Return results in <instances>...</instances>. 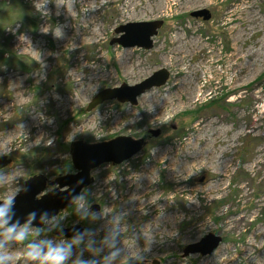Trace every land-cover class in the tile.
Returning a JSON list of instances; mask_svg holds the SVG:
<instances>
[{"label":"rangeland","instance_id":"rangeland-1","mask_svg":"<svg viewBox=\"0 0 264 264\" xmlns=\"http://www.w3.org/2000/svg\"><path fill=\"white\" fill-rule=\"evenodd\" d=\"M35 3L0 0V156L11 159L0 170V200L31 176H61L73 142L145 139L129 160L91 171L96 220L74 204L41 238L66 240L57 233L77 225L99 239L123 211L116 264H245L248 242L263 252L264 0H48L47 15ZM198 10L210 20L190 16ZM151 21H163L152 49L111 43L118 27ZM160 69L166 84L136 106L107 100L87 110L101 91ZM208 234L221 238L211 254L183 256ZM28 242L9 243L11 264H30Z\"/></svg>","mask_w":264,"mask_h":264},{"label":"water","instance_id":"water-1","mask_svg":"<svg viewBox=\"0 0 264 264\" xmlns=\"http://www.w3.org/2000/svg\"><path fill=\"white\" fill-rule=\"evenodd\" d=\"M190 16L203 21H208L211 18L207 10L192 12ZM162 24L163 21H151L122 25L115 29V34L122 33V35L111 43L119 44L123 48L150 50L153 47V38L157 35ZM168 78L169 72L165 69H160L133 86L122 84L117 88L105 89L94 97L87 110H91L107 100H116L121 104L136 106L140 96L154 88L164 86ZM149 133L153 138H157L160 135L159 130H151ZM144 146L145 142L143 139H132L125 136H117L109 141L96 144H87L82 141L71 143L70 158L75 173L61 175L51 182H48L47 178L42 175H34L28 178L24 183V190L15 196L13 208L15 215L13 219H19L23 223L28 214L35 211L37 216L33 221V225L42 227L44 223L40 221V216L43 212L47 211L52 219L60 210L75 204L72 197L93 182L90 175L91 171L104 164L119 165L138 154ZM10 163L11 159L7 156H0V170L7 167ZM81 179H83V183L78 184L77 181ZM54 185L58 186L59 191L42 195L46 188ZM38 196L40 197L37 199ZM98 209V206L92 207L93 211ZM78 231L82 232L83 230L79 226L74 225L63 229L57 235L70 239ZM220 243V237L208 234L200 242L185 247L183 256L194 254L205 256L211 254ZM152 264H158V262L153 261Z\"/></svg>","mask_w":264,"mask_h":264},{"label":"clouds","instance_id":"clouds-1","mask_svg":"<svg viewBox=\"0 0 264 264\" xmlns=\"http://www.w3.org/2000/svg\"><path fill=\"white\" fill-rule=\"evenodd\" d=\"M47 3L48 0H36L35 7L42 15L48 14ZM55 35L57 37L62 35L59 28L55 29ZM10 151L11 148L8 149V152ZM77 183L82 184L83 179ZM22 190H24L23 186H19L17 193ZM89 191L90 189L85 188L74 195L72 200L77 205V211L82 218L96 220L99 214L89 208L87 200ZM14 203V195L0 200V264H11L12 257L5 252V249L13 241H29L23 255L30 264H69L70 260L71 264H116L124 251L120 246L119 231V224L125 215L123 211L113 216L115 226L107 228L99 239L96 232L84 230L76 232L70 239L56 242L41 238L45 229L33 225L37 216L35 211L30 212L23 223L19 219L14 220ZM40 221L44 224L52 222L47 211L41 214ZM77 249H79L78 253ZM85 252L89 254L87 257ZM134 259L142 262L144 257L137 252Z\"/></svg>","mask_w":264,"mask_h":264},{"label":"bare ground","instance_id":"bare-ground-1","mask_svg":"<svg viewBox=\"0 0 264 264\" xmlns=\"http://www.w3.org/2000/svg\"><path fill=\"white\" fill-rule=\"evenodd\" d=\"M256 112L260 113V115H264V107L257 108ZM209 125H211V124H209ZM189 160H191V158ZM167 170L172 171V172L176 171V170H174V167H169V168H167ZM162 211H164V210H162ZM243 220H244V218L240 217L237 222H243ZM261 244L262 243L260 242L257 245L252 246V244H250V242H248L247 247L245 248L244 252L242 253V255L244 254V262H245V264H253V263H255V264H264V251L261 252V253H258V250L261 249V247H260ZM256 256H258L260 258L259 262H257V261L255 262ZM226 259L223 262L227 261ZM226 264H234V263L231 260V261H228Z\"/></svg>","mask_w":264,"mask_h":264},{"label":"trees","instance_id":"trees-1","mask_svg":"<svg viewBox=\"0 0 264 264\" xmlns=\"http://www.w3.org/2000/svg\"><path fill=\"white\" fill-rule=\"evenodd\" d=\"M69 169H70V171H69ZM72 171H73V167H72L71 161L66 160L64 162L63 167L61 169H59L58 171H56V173H58V175H65V172L68 173V172H72Z\"/></svg>","mask_w":264,"mask_h":264},{"label":"flooded vegetation","instance_id":"flooded-vegetation-1","mask_svg":"<svg viewBox=\"0 0 264 264\" xmlns=\"http://www.w3.org/2000/svg\"><path fill=\"white\" fill-rule=\"evenodd\" d=\"M144 140V142H145V139H143Z\"/></svg>","mask_w":264,"mask_h":264}]
</instances>
